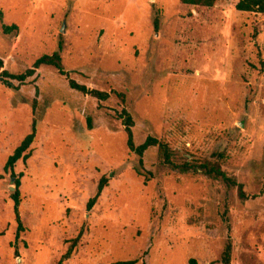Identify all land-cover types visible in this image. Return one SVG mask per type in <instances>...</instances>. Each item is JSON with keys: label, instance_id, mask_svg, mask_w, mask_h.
Wrapping results in <instances>:
<instances>
[{"label": "rangeland", "instance_id": "obj_1", "mask_svg": "<svg viewBox=\"0 0 264 264\" xmlns=\"http://www.w3.org/2000/svg\"><path fill=\"white\" fill-rule=\"evenodd\" d=\"M237 2L0 0V74L23 72L61 43L69 78L115 91L100 102L52 66L11 86L0 77V264H223L228 238L230 264H264V14ZM2 24L17 30L4 34ZM123 107L136 144L161 139L178 163L222 154L246 198L221 179L170 169L156 147L144 154L153 174L144 181ZM33 121L31 155L14 167L16 239L4 165Z\"/></svg>", "mask_w": 264, "mask_h": 264}, {"label": "trees", "instance_id": "obj_2", "mask_svg": "<svg viewBox=\"0 0 264 264\" xmlns=\"http://www.w3.org/2000/svg\"><path fill=\"white\" fill-rule=\"evenodd\" d=\"M181 3L192 6H201V7H211L215 4L216 0H180ZM235 8L238 11L244 12H252V13H260L264 14V0H238L235 5ZM2 32L4 34H9L15 30H17V26L15 24L7 25L2 24L1 26ZM62 44L59 43L58 48L51 54H44L38 57L32 64L31 67L26 68L21 73L12 74L7 72L6 70L1 71V79L7 85L11 86L10 80H16L20 83L25 82L28 78H31L38 68L41 66H52L54 67L61 75H65L68 77V72L64 69L62 65L61 58ZM0 67H3V62L0 58ZM68 85L71 89L79 91L84 95H89L95 98L98 101H106L110 98L111 93H115V91L107 92L104 90H99L95 88H89L84 84L78 83L77 81L68 77ZM120 97H123L122 94L118 93ZM118 118L121 120V123L124 127V132L126 134V146L128 150L134 153L137 157V163L135 166V171L137 174L144 177V181L150 180L152 178V172L145 168L144 166V154L151 147H156L159 153L160 160L162 164L168 166L170 169L179 171L181 173H202L205 176L212 177L215 179H221L227 186H235L237 188L238 196L241 199L246 198V194L244 191V186L242 183L237 182L235 179L228 176L225 171L222 169L220 164V159L222 158V154H218V158L216 160H203L198 162H190L185 161L182 163H178L174 160L173 150L170 146L163 140L158 139L154 136L148 135L143 142L136 144L134 141L133 135V126H134V118L132 114L126 109L122 108L118 113ZM36 135L35 121L32 122L30 132L22 139L19 145L14 149L13 153L8 156L5 165L4 171L11 172L13 175L14 181V190L11 191V199L13 202V214L17 224L16 236L17 239L19 233L22 231V223L20 219L19 213V205H20V179L15 176L14 167L17 161L19 160H27L31 155L30 146L33 143ZM107 179L106 177H102L96 187L95 193L91 196L87 202V209H91L97 199L99 198L103 188L106 186ZM83 233V229L79 231V234L76 238L73 239L72 244L67 249V251L62 255L59 263L63 260H66L72 254L73 248L77 244L78 240L81 238ZM231 241L228 238L225 248L222 253V262L223 264H230L231 257ZM132 262H121V264H129Z\"/></svg>", "mask_w": 264, "mask_h": 264}, {"label": "water", "instance_id": "obj_3", "mask_svg": "<svg viewBox=\"0 0 264 264\" xmlns=\"http://www.w3.org/2000/svg\"><path fill=\"white\" fill-rule=\"evenodd\" d=\"M61 31H62V32L64 31V25H63V27H62ZM11 189L13 190L14 188H13V187H11Z\"/></svg>", "mask_w": 264, "mask_h": 264}]
</instances>
